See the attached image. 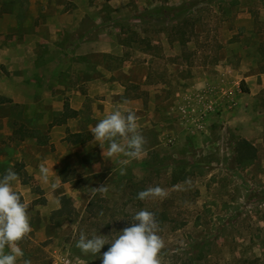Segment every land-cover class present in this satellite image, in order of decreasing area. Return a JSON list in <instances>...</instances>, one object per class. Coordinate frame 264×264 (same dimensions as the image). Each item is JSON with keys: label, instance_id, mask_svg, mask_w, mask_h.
Returning a JSON list of instances; mask_svg holds the SVG:
<instances>
[{"label": "rangeland", "instance_id": "1", "mask_svg": "<svg viewBox=\"0 0 264 264\" xmlns=\"http://www.w3.org/2000/svg\"><path fill=\"white\" fill-rule=\"evenodd\" d=\"M77 3L80 0H0V43L30 38L39 24L40 36L49 37L47 14L34 19L32 6L67 11ZM87 3L90 12L74 31L58 19V30L51 29L57 45L51 51L41 47V55H51L55 65L66 63L72 70L78 62L76 45L88 41L82 49L88 48V60L102 61L106 78L122 81L128 96L141 98L142 109L135 113L147 141L145 151L135 159L104 157L93 138L84 151L69 150L61 157L58 152L55 164L65 160L57 166L60 181H48V190L34 187L25 166L33 164L32 153L41 147L35 134L45 139L51 127L43 122L51 113L48 98L36 105L41 110L28 113L12 103L0 108V177L14 166L24 186L15 190L30 201L32 231L19 242L24 257L17 264L24 259L31 264H101L99 255H85L76 247L80 232L113 239L131 226L132 216L141 209L155 213L160 223L162 264H183L193 254L197 259L188 264H234L232 257L264 264V0ZM125 62L126 73L118 69ZM0 70L6 71L5 66ZM86 75L76 70L44 74L40 83L42 88H59L53 98L70 104V92L87 91ZM105 97L88 96L86 105L102 111L93 104ZM24 130L31 137L25 143L20 138ZM240 139L257 151L246 166L235 160ZM22 145L32 152L29 161L14 156ZM107 148L105 143V153ZM178 176L184 179L174 183ZM157 185L168 193L166 198L137 199L138 192ZM100 186L107 191L93 195L92 187ZM62 194L69 198L70 210L54 216ZM108 247L105 244L101 253Z\"/></svg>", "mask_w": 264, "mask_h": 264}, {"label": "crops", "instance_id": "2", "mask_svg": "<svg viewBox=\"0 0 264 264\" xmlns=\"http://www.w3.org/2000/svg\"><path fill=\"white\" fill-rule=\"evenodd\" d=\"M32 8L34 9V11L31 10V12L33 11L32 14L34 19L39 18V16L44 13L47 14L44 25H48V29L50 30V33H48L49 37L42 38L40 36L43 26L39 24L38 27H36V30H34L36 33H33L30 38H25L15 44L6 41L0 43V65L5 66L6 68V71L4 72L0 70V96L11 99L10 103L0 104V108L12 103L21 106L23 110L28 113V111L35 109L41 110V108L37 109L36 105H38L39 101L48 98L46 105H48V110L51 113L48 114L49 116L47 120H43V122H46L47 126L51 123H53V125H51L49 132L47 133V138L39 139L36 133L34 141L41 147L35 148L36 150L34 149V153H32L30 150L26 152V145H22V147H18L17 150H15L16 153H14L16 158L22 159L25 157L26 161L31 159L32 154L34 155L33 164L25 166L26 172H28L33 178L31 180L32 186L35 187L37 185L39 188L41 187L42 189L48 190L46 183L41 180L40 165L43 164L49 168V184L53 179V181H55L56 178L59 180V168L57 166H59L58 164L65 162V160L59 161L55 164V160L59 157L57 155L58 152L61 153V157L69 150H77L79 152L82 150L84 151L91 141L94 140L89 131L92 127L91 122L93 120L102 119L109 112L117 109L118 107L113 106L114 104L120 106L122 110L131 109L133 111H138L139 109H142L143 102L139 97L128 96L125 90L126 86L122 81L111 78V75L106 78V69L102 61L99 63L98 61L90 62L88 60V48L85 49L86 51L82 50L87 47L84 44L88 41H82V43L79 42L80 44L78 43V45H76V47H78L76 50L78 62L76 66L72 65V70L66 63L64 66L59 67L57 66V63L55 65L54 59L51 55H49V57H43L41 55V47H48L51 51L52 46L57 45V42L55 43L56 40L52 38V34L53 36L55 34L51 29L53 31L58 30V19L69 23L70 29L74 31L78 22L82 20L81 17L89 14L90 7L88 6L87 0H80V3H77L76 6H73L67 11L64 10L63 7L58 9L56 6H51L50 8L45 7L42 8L43 10L41 8H36L35 6H32L31 9ZM58 15L60 16L59 18ZM80 37L82 38V35H80ZM100 51L103 53L109 50L101 49ZM118 69L126 73L128 71L127 62L119 65ZM74 70H76V74H88L84 80L87 82V91H85V94L78 89L70 92V104L68 105L70 109L76 111V114L63 120L62 112L64 110V104L53 98L54 92L58 94V90L60 89L56 88L58 90H55L53 87L42 88L40 80L44 74H71ZM260 72H262L260 74H264V71L261 70ZM90 74L97 75L94 77L90 76ZM94 95H106V99H104L105 101L100 99L98 100V103L93 104L101 106L103 108L102 111H98L97 109L93 107L90 108L89 105H86L87 97H94ZM114 98H117L118 101L114 102ZM6 119L8 121L7 117ZM2 120L5 121L4 116ZM55 120H57V122H55ZM26 133L28 132L24 130L21 135L22 137L20 136V138H23L24 143L31 139V137L28 139ZM73 133H82L88 135L89 138L85 139L82 143L73 144L66 138L69 134ZM76 160L78 161V164H81L79 159ZM64 182L67 181L64 180ZM21 185L20 178H18V180L14 182V187L16 186L15 189L19 190L20 188H24V186ZM63 195L65 194H62L61 196ZM44 203L45 202L42 204ZM58 208L60 207H57L56 209Z\"/></svg>", "mask_w": 264, "mask_h": 264}, {"label": "clouds", "instance_id": "3", "mask_svg": "<svg viewBox=\"0 0 264 264\" xmlns=\"http://www.w3.org/2000/svg\"><path fill=\"white\" fill-rule=\"evenodd\" d=\"M89 131L103 149L104 157L123 155L135 159L145 151L147 141L139 129L138 117L131 109L117 108L109 112ZM105 143L108 144L106 153ZM121 174H124L123 170ZM40 176L44 183L49 181V168L43 164L40 165ZM17 180L14 166H10L0 177V264H17L24 257L19 242L32 231L28 213L30 201H23L15 190L14 182ZM57 186L52 184L53 188ZM105 191L104 186L92 187L93 195ZM167 196L168 193L158 185L137 193L139 200L163 199ZM159 232L160 223L156 214L141 209L132 216L131 226L116 232L118 235L115 238L107 239L106 235L96 233L89 237L80 232L76 247L85 255H99L101 264H162L160 254L165 242ZM105 244H110V247L101 253ZM6 248L8 251H5ZM23 264H31V261L24 259Z\"/></svg>", "mask_w": 264, "mask_h": 264}, {"label": "trees", "instance_id": "4", "mask_svg": "<svg viewBox=\"0 0 264 264\" xmlns=\"http://www.w3.org/2000/svg\"><path fill=\"white\" fill-rule=\"evenodd\" d=\"M262 71H264V67H262ZM11 99L0 96V104L3 103H10ZM76 114V111L72 110L69 108L68 103L64 104V110L62 112V119L64 120L65 118H68L72 115ZM59 121V120H58ZM55 122H57V120H55ZM53 125V123L50 124V126ZM67 140L73 144H77V143H82L85 139L89 138L88 135L82 134V133H73V134H69L67 137ZM234 151H235V160H236V164L237 165H241V166H246L248 164H250L252 161L255 160L256 156H257V151L255 146L249 142L246 139H240L236 142L235 147H234ZM184 177V176H183ZM180 179H184V178H180V176L178 177H174L173 182H177ZM69 198L65 195L60 197V208L54 210L52 212V215L54 216H62L65 215L67 213V210H70V206H69ZM93 202H90L89 205H92ZM173 257H180L179 254H174ZM188 260H186L185 262L183 261V264L186 263H192L193 261H195L197 258H195V255H190L189 257H187ZM234 264H245L247 263V259H243V257H232ZM258 259H260L259 257H253L254 261H258ZM176 262H174L175 264Z\"/></svg>", "mask_w": 264, "mask_h": 264}, {"label": "built area", "instance_id": "5", "mask_svg": "<svg viewBox=\"0 0 264 264\" xmlns=\"http://www.w3.org/2000/svg\"><path fill=\"white\" fill-rule=\"evenodd\" d=\"M67 263H68V261H67Z\"/></svg>", "mask_w": 264, "mask_h": 264}]
</instances>
